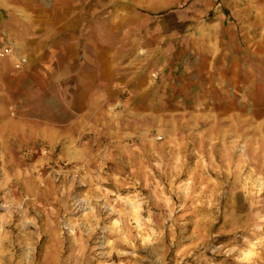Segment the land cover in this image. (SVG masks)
<instances>
[{
  "label": "rangeland",
  "instance_id": "1",
  "mask_svg": "<svg viewBox=\"0 0 264 264\" xmlns=\"http://www.w3.org/2000/svg\"><path fill=\"white\" fill-rule=\"evenodd\" d=\"M0 51V264H264V0H0Z\"/></svg>",
  "mask_w": 264,
  "mask_h": 264
},
{
  "label": "crops",
  "instance_id": "2",
  "mask_svg": "<svg viewBox=\"0 0 264 264\" xmlns=\"http://www.w3.org/2000/svg\"><path fill=\"white\" fill-rule=\"evenodd\" d=\"M148 14L153 15L154 13L151 12H145ZM57 26H60V24H57ZM63 27V25H61ZM75 26V23H74ZM31 32L29 35H27V41H32L35 37L38 36V33L36 32V27L32 26L30 28ZM57 32V43H58V51L57 54H55V58L53 59V66L57 69H54L53 77L55 75V84L58 87H67L70 89V95H73L75 98L77 97V94L80 93V90H83L84 95L86 93H90L91 86H98L100 88V95L101 97H108L110 95V92H112L111 87H109V81L116 80V88H119V82L121 79V71L117 69L114 71L115 73H112V75H109L108 73V59L106 57V53L104 51L99 52V68L94 67V69L91 67L90 60H88V56L91 52L88 51V49L84 46H80L81 42L75 43L74 55L76 59H72V53L70 48H67L65 51L63 48H60L61 42L59 40L58 35H62L63 30L61 27L55 28ZM78 35L84 36L85 38L86 33H78ZM76 41V40H74ZM78 42V41H77ZM26 51L28 54L29 52H33V47L30 48V46L25 45ZM69 56L67 60V70L57 68L56 65L60 62V59L63 58V55ZM31 54V53H30ZM74 64H72V60ZM62 60V59H61ZM117 95L119 97V89L116 91Z\"/></svg>",
  "mask_w": 264,
  "mask_h": 264
},
{
  "label": "built area",
  "instance_id": "3",
  "mask_svg": "<svg viewBox=\"0 0 264 264\" xmlns=\"http://www.w3.org/2000/svg\"><path fill=\"white\" fill-rule=\"evenodd\" d=\"M3 54H4V52L0 51V55H3Z\"/></svg>",
  "mask_w": 264,
  "mask_h": 264
},
{
  "label": "bare ground",
  "instance_id": "4",
  "mask_svg": "<svg viewBox=\"0 0 264 264\" xmlns=\"http://www.w3.org/2000/svg\"><path fill=\"white\" fill-rule=\"evenodd\" d=\"M69 155V154H68ZM74 156V155H73ZM72 157V156H71Z\"/></svg>",
  "mask_w": 264,
  "mask_h": 264
}]
</instances>
